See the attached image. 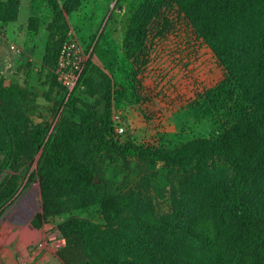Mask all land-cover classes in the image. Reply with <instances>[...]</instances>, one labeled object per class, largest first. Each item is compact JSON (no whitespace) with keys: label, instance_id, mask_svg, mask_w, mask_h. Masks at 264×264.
I'll return each mask as SVG.
<instances>
[{"label":"rangeland","instance_id":"obj_1","mask_svg":"<svg viewBox=\"0 0 264 264\" xmlns=\"http://www.w3.org/2000/svg\"><path fill=\"white\" fill-rule=\"evenodd\" d=\"M19 1L18 21L0 23V75L6 85L18 83L29 90L25 112L46 130L48 139L65 119L77 120L68 111V103L74 99L92 103L94 98L84 85L71 93L60 85L51 90L53 77L43 61L46 27L54 12L44 0ZM65 1L58 0L60 5ZM67 20V40L82 44L86 56L127 90L125 97L117 95L114 104V126L123 130L122 142L175 149L197 138L217 137L254 111L247 90L257 77V44L264 28L262 11L255 6L245 10L238 52L230 68L223 67L170 0H80ZM11 151L12 146L0 139V193L10 180L15 179L17 186L0 206V233H18V241L26 238V251L20 249L24 255L18 264H66L61 258L66 247L57 242L60 226L71 217L92 218L105 225L106 216L92 208L47 219L39 173L42 150L34 159L23 155L18 162ZM208 165L215 183L233 175L223 160L208 161ZM94 170L95 178L106 182L111 198L130 196L152 202L161 218L172 213L182 224L195 212L196 201L188 199L184 176L159 165L101 157ZM109 208V217H119L113 203ZM210 218L216 232L237 227L231 207L216 217L211 213ZM53 237L55 242L50 240ZM40 248L42 254L37 255ZM0 260L6 264L8 258Z\"/></svg>","mask_w":264,"mask_h":264},{"label":"trees","instance_id":"obj_2","mask_svg":"<svg viewBox=\"0 0 264 264\" xmlns=\"http://www.w3.org/2000/svg\"><path fill=\"white\" fill-rule=\"evenodd\" d=\"M44 1L54 12L46 27L43 61L53 77V90L60 85L54 73L70 31L67 17L80 0H66L63 5L58 0ZM170 1L225 68L237 55L246 8L255 6L264 18V0ZM20 7L19 0H0V23L17 22ZM257 48V77L247 90L254 111L217 137L197 138L175 149L121 141L114 126V104L117 95L125 97L127 90L91 59L75 90L84 85L94 102L68 103L77 120L65 119L48 139L46 130L25 112L29 90L18 83L6 85L0 75V139L12 146L16 162L23 155L32 160L42 150L39 173L45 217L92 208L106 216L105 225L92 218L71 217L60 226L66 240L61 258L66 264H264V28ZM101 157L138 160L184 176L188 199L197 205L187 224L172 213L162 219L152 202L130 196L111 198L104 180L95 184L94 169ZM215 160L230 166L229 180L215 183L210 178L208 161ZM14 180L4 185L0 206L14 195ZM110 203L119 217H109ZM226 207L234 210L237 227L216 232L210 215H222Z\"/></svg>","mask_w":264,"mask_h":264},{"label":"built area","instance_id":"obj_3","mask_svg":"<svg viewBox=\"0 0 264 264\" xmlns=\"http://www.w3.org/2000/svg\"><path fill=\"white\" fill-rule=\"evenodd\" d=\"M87 50L82 44L73 40H67L62 48L58 65L55 71L59 84L71 93L78 86L81 75L88 61ZM122 129L116 130L118 136L122 134ZM51 241H56L53 237ZM58 245H66V240L60 235Z\"/></svg>","mask_w":264,"mask_h":264},{"label":"crops","instance_id":"obj_4","mask_svg":"<svg viewBox=\"0 0 264 264\" xmlns=\"http://www.w3.org/2000/svg\"><path fill=\"white\" fill-rule=\"evenodd\" d=\"M20 237L23 238L22 235ZM20 239L18 241V233H0V257L8 258L6 264H18V262L20 261V255H24L22 252L20 253V249L26 251V248H24L25 246L23 244L26 238L24 237L23 241H21ZM11 246H13L14 248H12ZM38 254H42V248L37 251V255ZM0 264H2L1 260Z\"/></svg>","mask_w":264,"mask_h":264},{"label":"water","instance_id":"obj_5","mask_svg":"<svg viewBox=\"0 0 264 264\" xmlns=\"http://www.w3.org/2000/svg\"><path fill=\"white\" fill-rule=\"evenodd\" d=\"M100 182L95 178V184H99Z\"/></svg>","mask_w":264,"mask_h":264}]
</instances>
